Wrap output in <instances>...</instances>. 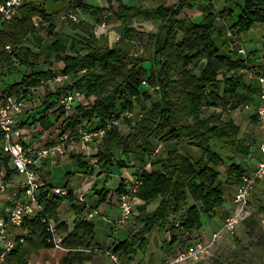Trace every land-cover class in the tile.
Returning <instances> with one entry per match:
<instances>
[{"label": "trees", "instance_id": "1", "mask_svg": "<svg viewBox=\"0 0 264 264\" xmlns=\"http://www.w3.org/2000/svg\"><path fill=\"white\" fill-rule=\"evenodd\" d=\"M213 1L178 0L171 6L134 7L120 3L113 13L121 22V29L118 41L112 45L106 34L97 35L95 26L85 22H72L73 28L84 34L74 38L70 47L58 40L45 44L35 18L47 20L48 15L41 4L32 0H24L20 17L5 23L2 29L0 59L8 66L6 81L13 89L36 87L56 72L68 80L46 98V110L56 107L50 98L70 91L83 93L89 102L77 104L70 113L59 108H54L51 115L43 111L33 121L40 127L38 136L49 135L53 129L76 135L96 119L105 121L113 113L140 108L141 118H125L121 122L129 127L128 133L120 130L121 125L106 133L95 163L82 155H70L77 172L92 175L97 169L98 177L106 175L101 187L95 182L92 186L99 204L110 193L105 185L113 169L128 168L132 160L140 166L135 197L141 204L134 218L139 229L113 247V252L129 264L138 251L146 248L143 236L153 229L178 232L171 235L170 245L180 237L178 243L186 246L191 244L192 235L203 229L205 218L221 217L225 210L223 174L226 182L237 184L246 174L237 158L248 157L258 147L255 138L243 134L231 117L233 110L255 99L257 88L246 85L244 75L238 72L247 68L245 60L238 56L233 60L222 52L221 46L236 47L233 38L224 41L225 31L238 38L257 23L264 24V0H222L225 4L220 9L214 7ZM200 2L208 3L202 17L194 20L187 16L185 11ZM81 7L84 12L99 15L98 25L110 20L102 17L103 9L87 4ZM134 20L156 22L158 30L138 31ZM53 27L49 26V35ZM6 44L18 51L15 67L3 50ZM53 55L63 61L64 67L59 71L53 68ZM14 76L20 79L16 83L10 80ZM143 80L148 81L151 90L159 87L155 96L141 86ZM171 141L196 147L202 157L193 161L177 148L155 156L161 143ZM147 164L151 171L144 169ZM51 189L44 183L37 194L44 214L10 231L17 242L23 238L11 253L10 264H28L33 254L53 248L47 243L42 217L51 219L64 236L63 248L67 252L58 264H83L90 259L91 252L86 251L95 240L94 222L77 217L72 229L68 228L59 219V208L67 200L77 211L78 203L72 194L57 197ZM125 191L126 183L121 182L115 193L121 195ZM152 204H156L154 210L147 211ZM259 212L264 213V202ZM251 222L249 217L242 223Z\"/></svg>", "mask_w": 264, "mask_h": 264}, {"label": "built area", "instance_id": "2", "mask_svg": "<svg viewBox=\"0 0 264 264\" xmlns=\"http://www.w3.org/2000/svg\"><path fill=\"white\" fill-rule=\"evenodd\" d=\"M23 2L24 0L0 1V42L4 24L20 17ZM36 19L40 20L37 17ZM67 19L74 23L81 21V18L73 13H68ZM105 23L106 21L100 24L102 28L105 27ZM227 35L236 41L237 55L247 61L248 54L243 45L238 42L239 39L229 32ZM3 50L10 57L11 65L17 66L16 52L18 51L14 50L11 44L4 45ZM244 72L254 78L259 86V100L254 107L260 135L258 152L261 157L257 160L253 173L243 175L237 183V189L233 195L234 209L224 217L221 229L214 232L208 241H200L193 247L181 245L172 257L161 264H190L211 259L214 256L213 247L217 241L227 234H234L240 224L252 213L250 202L253 190L257 183L264 182V71L255 72L249 68ZM7 74L8 66L0 59V195H7L0 215V264H10L11 253L18 242H23V238L17 242L10 231L21 227L26 220L44 214V207L39 203L37 195L44 184L38 172L39 164L44 161L55 164L58 159L68 154H79L95 163L97 155L103 150L106 133L119 127L125 118L139 119L142 116L141 112L136 114L135 110L127 109L119 114L113 113L111 118L105 121L96 119L91 126L82 128L76 135L70 131L54 129L50 135L38 136L40 127L37 126L38 124H33V121L43 111L51 115L54 108H59L64 113H70L77 104H88V100L79 91L61 93L49 99V102L55 103L56 107L53 109L47 107L46 110V106L43 105L46 98L62 88L68 80L67 76L55 72L50 79L41 80L36 87L13 89L6 81ZM141 86L151 90L146 80L142 81ZM158 89L159 87H154L151 91ZM240 107L251 110L253 106L243 104ZM155 152L157 153V150ZM144 169L151 171L152 167L147 164ZM139 184L138 179H130L126 191L119 195V224L126 223L136 215L135 193ZM87 192L88 189L83 184L73 190L67 187L51 189L52 195L67 197L72 194L79 203H85ZM96 213L97 211H93L88 215L92 217ZM41 220L46 223L47 243L53 248L63 249L64 237L59 233L57 225L46 217H42ZM105 252L112 264H127L117 253L110 250Z\"/></svg>", "mask_w": 264, "mask_h": 264}, {"label": "crops", "instance_id": "3", "mask_svg": "<svg viewBox=\"0 0 264 264\" xmlns=\"http://www.w3.org/2000/svg\"><path fill=\"white\" fill-rule=\"evenodd\" d=\"M35 3L41 4L45 9L48 17L47 20H42L40 16H36L40 20H36L40 33L45 39V44L49 45L52 41H60L63 44H66L70 47L74 38H78V36L83 35L84 32L79 29L73 28L72 21L67 19L68 13H73L78 15L81 18L80 22H85L89 25L95 26L94 30L97 33V19H101L99 15H93L89 12H84L82 10V4H87L94 8L103 9L102 17H108L110 20H106L108 27L100 31L101 34H106L109 39L110 45L114 44L117 41V38L120 34L121 22L114 16L115 11L118 10L120 3L127 5L128 7L141 6L144 5L143 2H149L152 0H32ZM159 1V0H158ZM178 1V0H177ZM176 3V2H175ZM174 3V4H175ZM173 4V5H174ZM207 2H200L194 9L186 10L185 13L187 16L191 17L194 20H199L207 6ZM224 1L215 0L213 1V5L216 9H220V7L224 6ZM167 6V5H166ZM99 17V18H98ZM134 25L139 26L136 29L138 31H150L152 22H145L140 20H134ZM79 22V23H80ZM78 24V23H76ZM225 24V21H224ZM53 25V31L49 35V26ZM43 27V30H42ZM42 30V31H41ZM153 30V29H152ZM99 32V33H100ZM46 33V35L44 34ZM228 31H225L226 40L231 38L227 35ZM97 35H99L97 33ZM239 41H241V45H243L245 51L248 54V60L245 61L247 64L246 69H251L255 72L264 71V24L257 23L254 25L247 33L238 37ZM223 41H220L222 44ZM235 45V44H234ZM234 45H229L228 48L222 47V52L226 55H230L233 57V60L240 58L237 55L236 47L234 49ZM235 55V56H234ZM238 56V58H237ZM50 60L53 62L54 70H60L64 67L63 61L60 59H56V56L53 55ZM245 69H240L238 72L244 75L246 85H252L257 88L255 93V99L250 101V103L244 102L243 104H251V110H245L241 107L233 110L231 112L232 119L239 124L241 128V132L243 134H249L254 137L255 140L259 141V137H256V132L259 133L258 125H257V117L255 115V107L258 103V84L254 78H251L247 72H244ZM196 72H198L196 70ZM244 94V92H243ZM213 108L209 110L211 112ZM254 118L256 121L254 122ZM178 149L182 153L188 155L193 161H198L202 157V153L196 147L180 144L178 145L176 142H163L161 143L155 152V156L165 155L166 151L172 149ZM71 154H68L60 159H58L55 164L58 167H73L72 170L69 169L66 171L62 180L63 183L60 186H56L55 179L57 180V175H53V164H50L48 161L41 162L39 164V168L42 170V181L43 183L49 184L51 187H67L69 189H75L78 185H85L88 189L87 197L85 203H79L74 197L75 201L78 203L79 208L77 211H74L68 204L67 200H64L62 205L59 208L60 221H64L67 223L68 228L72 229L75 220L77 217L86 218L91 220L95 224V240L93 245L86 251L91 252V257L89 260L85 261L83 264H112L110 258L106 254V250L113 251L114 244L128 238L131 235V232H136L139 227H135L134 218L138 215L137 207L141 204V201L137 199L136 204L134 205L136 215L131 217L129 221L124 224H119L118 220L120 218V209L118 207V197L119 195L115 193V190L120 185L121 182L126 183V188L129 184L130 179H137L136 174H138L141 169L136 161L130 162L129 169L123 168L119 169L118 172V183L115 187V190H110V193L106 199V201L102 204L98 202V196H96L92 191V186L95 183H98V188L103 184L99 183L101 181L104 182L105 174L101 176H97L98 170L96 169L95 173L92 175H86L82 172H77L76 164L74 160L70 158ZM79 155V154H73ZM261 157L258 152V147L254 150L253 154L245 157L243 159L237 158V163L242 162L243 168L246 170V175L252 174L257 160ZM88 159V158H86ZM38 168V169H39ZM74 169V170H73ZM131 169V170H130ZM224 169V168H223ZM115 171L114 169L112 170ZM113 172L110 174L107 181L111 178ZM224 172V170H223ZM224 178V193H225V210L221 217L217 219H213L219 221L220 226L222 225L224 217L234 209L233 203V195L236 192L237 184L226 182V174L222 176ZM60 179V178H59ZM107 183V182H106ZM106 187V185H105ZM264 192V182L257 183L256 187L253 190V196ZM7 200V195H0V215L2 214L4 203ZM156 207V204H152L148 206L147 211H153ZM259 210V208H258ZM93 211H99V214L103 216V218L95 217V214L90 217L88 213ZM252 216V213L249 217ZM248 217V218H249ZM120 225V226H118ZM207 231L205 227L197 233L192 235V239L190 241V245H186V247H193L198 242L208 241L214 231ZM178 232L171 234L166 230H160L159 228L153 229L150 233L145 234L143 237L147 242L146 248L142 251H138L136 255L133 256V261L131 264H161L163 261L172 257L175 252L178 250L181 245L178 243L180 237L177 238V242L170 245L171 235H177ZM63 236V235H62ZM64 237V236H63ZM66 250L50 248L40 250L38 254H33L28 264H58L65 256ZM127 264H129L127 262Z\"/></svg>", "mask_w": 264, "mask_h": 264}, {"label": "rangeland", "instance_id": "4", "mask_svg": "<svg viewBox=\"0 0 264 264\" xmlns=\"http://www.w3.org/2000/svg\"><path fill=\"white\" fill-rule=\"evenodd\" d=\"M175 2H177V0H159V1L152 0L143 3L146 6H156L159 4L171 6ZM107 27H108L107 23H105L104 28H102V25H99L96 31L100 35L101 34L100 31L105 30ZM136 27L138 28L139 26ZM151 27L153 28H151L150 31L157 32L159 24L156 22L155 23L152 22ZM145 31H148L147 28ZM44 34L46 35V33ZM118 39L119 38H117V41ZM238 42H240L241 45V41ZM10 80L12 83H16L20 79L19 77L14 76ZM152 93L155 96V91H152ZM134 110L136 114L140 112V108L138 106H136ZM120 130L123 133H128L129 127L126 124H121ZM256 137H259L258 132H256ZM57 165L58 164H53L51 166L53 169V175H57L58 178L57 180L55 179V184L56 186H60V184L63 183L62 178L65 175L66 171L69 169L72 170L73 167L57 168ZM114 170L115 171L113 172L111 178L106 183V187L110 190H115V187L117 186L118 183V175L120 172H118V169H114ZM38 172L42 177L43 176L42 170L40 168L38 169ZM79 186L80 185H78L77 187ZM263 202H264V192H260L252 196L250 202L252 216L250 217V219H252L253 222L249 223L248 225H245L244 223L240 224V226L237 228L234 234H230V235L227 234L225 235V237L218 240L213 247L214 256L211 259L200 263H190V264H264V213H260L258 210V208L260 207L261 204H263ZM95 217L96 219L103 218V216L99 214V211H97ZM204 227L207 229V231H209V228H211L210 230L212 231L215 230L214 232H216L219 229H221L222 225L220 226L219 221L205 218Z\"/></svg>", "mask_w": 264, "mask_h": 264}]
</instances>
